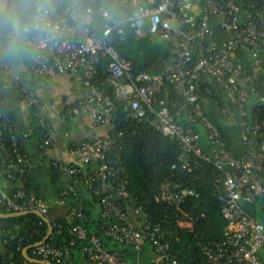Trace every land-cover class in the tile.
I'll list each match as a JSON object with an SVG mask.
<instances>
[{
	"label": "built area",
	"instance_id": "built-area-1",
	"mask_svg": "<svg viewBox=\"0 0 264 264\" xmlns=\"http://www.w3.org/2000/svg\"><path fill=\"white\" fill-rule=\"evenodd\" d=\"M95 1L77 0L81 6L78 18L61 17L60 33L38 49L29 65L30 76L80 74L81 96L59 111L63 119L85 113L95 125H103L114 115V99L123 100L127 116L134 118L144 114L142 104L147 107L156 102L160 104L158 110H152L150 123L179 144L181 167L186 168L189 156L196 155L211 161L223 173L221 216L226 222L225 230L220 238L197 242L202 255L198 264H264L257 255L258 249L264 246V226L242 206L264 196V77L260 78V74H264V0H114L120 9L117 15L102 12L107 24L100 32L91 29ZM61 2L71 3L72 0ZM125 28L153 42L169 43L162 73L132 74L131 63L120 58L112 45V33L121 34ZM217 30L225 37H214ZM102 58L108 59L106 81L113 88L114 99L93 82L96 65ZM245 61H250L249 67ZM205 77L211 78L237 108L241 138L246 144L238 158L225 149L220 133L203 115L196 86ZM165 82L170 84V91L182 99L172 112L167 108ZM8 87L6 83L0 85V150L5 176L15 180L27 177L36 167L24 152L25 140L39 128L43 131L41 149L50 148L53 141L50 125L44 118L46 104L29 81L17 88L35 123L22 131L15 128L5 108L4 93ZM161 91L163 95L158 98ZM186 105L191 111L186 114L188 125L183 127L175 119ZM194 124L205 132L211 145L210 156L201 151L200 133L192 127ZM121 147V132L110 125L107 134L74 145L76 161L48 158L46 162L62 175L64 182L58 204L66 207L69 220L85 221L81 206L66 203L78 188L84 189L98 203L97 216L106 221L100 226L106 238L136 253L144 252L147 244L151 251L149 264H178V254L171 250L160 225L148 217L135 223L123 209L127 178L120 157ZM193 194L192 190L180 189L177 183L165 180L159 198L178 205L185 196ZM0 201L12 212L33 209L44 215L47 212V205L32 188L17 187L10 194L0 190ZM131 211L137 219L140 207ZM185 223L191 224L187 220L178 221L182 227H186ZM69 230L71 238L67 245L56 247L39 243L32 246V252L43 260L74 264L70 246L83 241V255L94 264H140L125 258L118 249L103 246L99 236L89 233L81 223L72 224ZM27 262L25 259L19 264Z\"/></svg>",
	"mask_w": 264,
	"mask_h": 264
},
{
	"label": "trees",
	"instance_id": "trees-1",
	"mask_svg": "<svg viewBox=\"0 0 264 264\" xmlns=\"http://www.w3.org/2000/svg\"><path fill=\"white\" fill-rule=\"evenodd\" d=\"M93 22L91 29L100 32L106 27V21L102 16L104 10L117 15L120 9L114 0H96L93 5ZM224 38L225 34L216 31L214 37ZM216 37V38H217ZM112 45L119 54V57L131 63L132 74L145 72L149 75H159L164 69L163 61L167 57L170 45L165 41H151L147 36H137L134 31L125 28L121 34L112 33ZM32 60V59H31ZM29 60L28 67L31 63ZM108 63L107 58H102L96 65V73L93 82L101 85L106 93L114 99V91L107 81L105 71ZM246 67L250 66V61H245ZM264 74H260L263 78ZM6 83L2 77L0 69V85ZM168 89L167 108L174 111L177 103L182 99L172 91L170 84L164 83ZM197 90L200 94L203 115L212 125L216 127L221 135L225 149L234 157H240L246 149V144L241 138L237 108L226 97L219 88L208 77L197 83ZM163 91L157 94L162 97ZM5 108L8 110L15 128L18 131L24 130L16 111L15 104L22 100V93L19 88L8 87L4 93ZM115 112L109 120V124L116 131L121 132L122 147L120 157L125 167L127 185V196L122 199L123 209L129 215L134 208L140 207L138 218L133 221L148 217L154 223H158L165 232L170 243L171 250L177 252L178 264H198L202 255L197 246L200 240H211L220 238L225 230L226 222L221 216V208L224 204L223 173L211 161H206L196 155H190L186 168H182V162L178 160L181 152L179 144L162 135L156 130L150 120L153 117L152 110H158L160 104L153 103L151 107L142 104L144 114L139 118L127 116L123 109L124 101L114 99ZM191 111V107L186 105L180 115L176 117V122L183 127L187 126L186 114ZM109 125V128H110ZM199 131V146L206 155L210 154L211 145L205 132L198 124L192 126ZM37 148L35 153L28 155L36 164L33 172L25 178L9 180V182L19 181L20 188L26 190L32 188L47 205L46 216L52 225V233L47 238L46 243L52 246L67 245L70 238V227L72 224H83L89 233L99 236L103 246L112 250L111 240L106 238L100 229L102 223L106 221L97 216L92 217L88 202L78 198L81 188L76 194H71L68 202L74 206H81L86 214V220H69L68 211L64 205H59L61 199L60 192L64 187L62 175L54 170L45 157L42 155L44 149L40 148L43 141V131L37 128L29 136L24 144L26 153V143L35 140ZM27 141V142H26ZM30 154V152L28 153ZM0 160L3 159V151L0 150ZM4 164V161H3ZM174 165V167H172ZM4 168V165H3ZM4 177L5 172H4ZM170 180L177 183L180 189H189L193 195H187L178 205L169 204L159 198L160 187L163 181ZM17 186L10 187L7 191L10 194ZM3 189L0 178V190ZM86 192V191H85ZM88 194V192H86ZM92 199L95 198L92 196ZM244 209L257 221L264 225V196L257 198L251 204H242ZM0 212H12L6 209L0 201ZM131 217V216H130ZM187 220L191 222V227H182L178 221ZM47 232V224L37 215L28 213L22 216L11 218H0V264H19L25 261L22 255L23 248L33 246L43 240ZM118 244V243H117ZM18 245L20 247H18ZM83 241H76L70 246L72 262L77 264L80 255H83ZM118 250L129 258L130 247L119 244ZM32 247L28 248V254L37 257L32 252ZM84 256V255H83ZM40 258V257H38ZM86 258V257H85ZM87 259V258H86ZM88 260V259H87ZM89 261V260H88ZM53 264L57 262L51 260ZM28 264H34L29 263ZM89 264H94L89 261ZM140 264H149L141 262Z\"/></svg>",
	"mask_w": 264,
	"mask_h": 264
},
{
	"label": "crops",
	"instance_id": "crops-1",
	"mask_svg": "<svg viewBox=\"0 0 264 264\" xmlns=\"http://www.w3.org/2000/svg\"><path fill=\"white\" fill-rule=\"evenodd\" d=\"M28 64L29 60L19 65L0 62V69L4 82L9 84L10 88H16L19 84L29 81L32 89L46 104L44 118L50 125L53 145L42 152L45 160L48 158H60L67 162L76 161V157L73 153L74 145L96 135L102 136L107 134L110 124L107 122L103 125H95L90 116L85 113L79 114L71 119L61 118L59 116V111L63 110L66 106L74 104L81 96L80 74L54 73L44 78L31 77ZM15 106L20 122L24 128L26 129L34 125L35 121L30 108L22 100L18 101ZM35 142L36 139L29 140L26 143L27 155L36 152L37 148ZM29 152L30 154H28ZM3 165V161L0 160V178L3 187L1 190L7 192L6 190L10 187H18L21 183L19 181H7L5 179L6 177H4ZM78 198L85 199L88 202L91 215L96 218L99 212L98 203L93 200L84 189H81ZM130 216L131 218L134 217L132 214ZM134 222L136 223L135 220ZM184 225L189 228L191 227L190 223H185ZM110 245L114 247V249L120 247L119 244L112 241ZM0 247H2L1 244ZM257 255L264 261V246L258 249ZM150 257L151 251L147 244H145L144 252L142 253H136L131 248L129 249V259L131 260H136L141 263L147 262ZM77 264H89V261L83 255H80Z\"/></svg>",
	"mask_w": 264,
	"mask_h": 264
},
{
	"label": "clouds",
	"instance_id": "clouds-1",
	"mask_svg": "<svg viewBox=\"0 0 264 264\" xmlns=\"http://www.w3.org/2000/svg\"><path fill=\"white\" fill-rule=\"evenodd\" d=\"M77 0H0V62L19 65L54 40L65 15L78 18Z\"/></svg>",
	"mask_w": 264,
	"mask_h": 264
},
{
	"label": "water",
	"instance_id": "water-1",
	"mask_svg": "<svg viewBox=\"0 0 264 264\" xmlns=\"http://www.w3.org/2000/svg\"><path fill=\"white\" fill-rule=\"evenodd\" d=\"M28 213H33V214L37 215L38 217H40L47 224V232H46L45 237L43 238L42 241L37 242L36 244L46 242L47 238L51 235L53 228H52V225H51L48 217L46 215H44L43 213H41L39 210L33 209V210H22V211L6 212V213L0 212V218L17 217V216H22V215H25V214H28ZM30 247H32V246L23 248V250H22L23 257L29 263H34V264H53L50 260H43V259H40V258H37V257L30 256L28 254V248H30Z\"/></svg>",
	"mask_w": 264,
	"mask_h": 264
},
{
	"label": "rangeland",
	"instance_id": "rangeland-1",
	"mask_svg": "<svg viewBox=\"0 0 264 264\" xmlns=\"http://www.w3.org/2000/svg\"><path fill=\"white\" fill-rule=\"evenodd\" d=\"M209 81H211L212 79L211 78H208Z\"/></svg>",
	"mask_w": 264,
	"mask_h": 264
}]
</instances>
